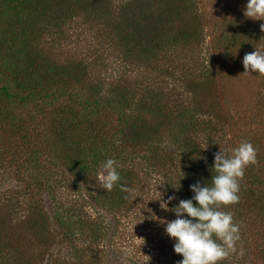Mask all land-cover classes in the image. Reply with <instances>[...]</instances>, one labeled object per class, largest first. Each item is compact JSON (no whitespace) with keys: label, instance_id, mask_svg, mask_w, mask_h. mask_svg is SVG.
<instances>
[{"label":"trees","instance_id":"16d2710c","mask_svg":"<svg viewBox=\"0 0 264 264\" xmlns=\"http://www.w3.org/2000/svg\"><path fill=\"white\" fill-rule=\"evenodd\" d=\"M84 22L93 31L103 23L102 36L121 47L124 63L131 62L135 68L142 65L146 73L152 63L154 71L161 70L167 50L171 56L181 50L186 57L195 54L191 46L198 43L199 48L207 38L197 0H0V169H11L18 176L21 169H29L36 178V194L56 195L57 205L53 223L34 217L35 212L18 227L22 234L29 232L27 240L44 244L62 240L68 254L96 253L98 264H135L137 256L131 251L125 255L114 243L105 247L103 241L121 219L132 211H143L136 218L143 229L141 236L146 235L155 252L154 264H178L182 256L173 251L174 241L163 224L150 218L154 213L160 220L175 219L173 212L160 208L159 192L163 200H167L165 188L176 197L169 208L180 199H190V185L211 183L214 154L246 140L257 149L256 163L245 169L239 181V202L221 209L231 211L239 223L240 240L237 250L219 262L246 264L255 251L264 249V133L246 122L226 119L218 108L210 114L199 105L209 117L200 120L204 112L196 108L198 100L193 108L177 98V103L171 102L161 80L175 67L186 68L177 63L159 76L152 75L154 80L146 76L139 81L126 71L113 82L88 81L85 70L100 60L98 54L78 61L65 56L58 62L45 49L53 35L60 37L53 39L60 49L71 46L65 28ZM256 22L226 14L213 25V55L222 68L228 65V73L235 72L234 65L242 64L246 53L264 50L260 30L264 20ZM210 78L201 81L208 83ZM182 84L195 102L201 93L191 90L187 82ZM208 84H215V77ZM165 142L169 144L164 150ZM22 149H27L23 156ZM45 158H49V169L41 166ZM109 158L117 162L121 176L111 192L103 188L99 177ZM61 188L73 192L68 197L71 201H62ZM53 224L59 230L51 235L49 225ZM5 230L0 264L37 260L28 258L25 247L12 248L13 236ZM134 239L131 236L126 247ZM78 240L87 248L76 245ZM45 248L36 252L44 254Z\"/></svg>","mask_w":264,"mask_h":264},{"label":"rangeland","instance_id":"374dc122","mask_svg":"<svg viewBox=\"0 0 264 264\" xmlns=\"http://www.w3.org/2000/svg\"><path fill=\"white\" fill-rule=\"evenodd\" d=\"M139 1V0H138ZM199 3V9L203 14L205 20V36L206 42L198 48V43L191 46V51L193 53L187 54L186 57L183 51H178L169 54V50L163 53L165 59L160 63L161 70L159 72L154 71V64L150 66V70L146 73V67H134L131 62L124 63V55L121 47L111 45L112 42L109 38L103 37L101 30L103 28V23L98 25L100 29L94 30L90 27L89 23L75 24L71 27L65 28L68 32V39L71 42V46L60 49L53 42L58 36L53 35L51 40L45 45V49L51 52L52 57L59 62V60H64L65 56H69L72 60L78 61L82 57L93 58L97 54L100 60L95 64L97 60H94L92 65L85 70L88 75V81L97 82V79L101 78L99 82H113L115 76L120 77L124 72L128 71L133 75V79L142 81L144 77L148 76L147 80H150L151 76H159L162 72L171 69V66L183 65L186 68L182 71V67H175L172 69L171 74H167L164 79L161 80V87L170 96V101L177 103L175 98L180 100V103L186 106H191L193 108L196 105V100L198 103L196 108L202 111L201 107L208 110L210 114H214L215 109H221L223 114H225L226 119H231V121L238 120L241 122H246L249 128L252 126L264 133V75L259 74H243L244 67L240 63L234 65L235 72L228 73V65L224 69L220 66L219 60L213 55L211 41L213 40V25L218 24L221 19L225 17L226 14L235 15L237 19L243 22H249L254 24L258 20L247 19L243 15V10L247 3V0H197ZM142 3L139 4L140 6ZM257 23V22H256ZM60 38V37H58ZM203 50V52H200ZM162 55V54H161ZM185 60V62L183 61ZM95 64V65H94ZM207 68H212L213 73L207 71ZM128 69V70H125ZM187 69V72H186ZM189 70V71H188ZM224 70V71H222ZM182 71V72H181ZM119 73V74H117ZM206 74V75H204ZM209 74V76H208ZM212 74H215V84H208L214 80ZM86 75V78H87ZM189 75V79L186 76ZM212 75V76H211ZM152 76V80L154 77ZM117 77V78H118ZM212 77L208 83L201 81ZM182 82H187L190 84V88L193 91L201 93L197 95V99L187 93ZM126 83V82H125ZM128 83V82H127ZM174 90V91H173ZM172 95L174 97H172ZM178 95V97H176ZM199 105L201 107L199 108ZM200 113L202 118L200 120H209L208 113L202 111ZM204 114V115H203ZM206 116V118H204ZM247 118V120L245 119ZM251 125V126H250ZM27 126L30 130L32 129L29 123ZM43 131V129H41ZM236 133L240 131L235 128ZM169 142L163 143L161 149H166ZM21 150V156L25 153ZM148 150V149H147ZM150 151V149H149ZM19 152V151H18ZM153 152V151H152ZM42 161L41 166L50 168L48 165L49 158H45ZM27 167V165H26ZM39 169L40 167H36ZM22 174L20 176L16 175L11 169H0V245H4L5 229H9L12 237V248L20 246L21 248H26L28 251V258H36L31 260V264H98V255H77L76 253L68 254L66 244L58 242L57 238L52 239V242L44 244L43 241L39 239H33L32 241L27 240L29 234L27 232L25 235L22 234L23 230L19 229L22 222L29 216L36 212L34 217H43L48 221V224L53 223V215L57 205L54 202L56 195L44 193L43 196L37 195L33 190L36 187V178L32 177V174L27 169H21ZM103 175V170L100 171V178ZM65 176H62V178ZM165 182V181H164ZM166 183V182H165ZM60 188V187H59ZM68 190V189H67ZM155 189L151 190L154 191ZM165 196H170V192L165 188ZM64 202L71 201L73 192L65 191L61 188L59 195ZM59 198V197H57ZM78 204L82 203L81 199L77 200ZM173 201V200H172ZM62 210V209H61ZM94 216V214L91 212ZM137 214H143V211L131 212L130 215L124 219H121V223L110 230L109 238H105L103 243L106 247L110 243H114L116 247L121 249H128L131 251L133 256H137L138 260L135 264H154V250L152 245L146 240V235L141 236L143 229H140V223L137 220ZM57 225H49L50 234H53L54 230H57ZM59 230V229H58ZM131 236H135V239L131 242L130 247L126 242ZM50 238V237H49ZM38 241V242H36ZM142 243V244H141ZM82 245V249L87 248V245L81 241H76V245ZM147 245V246H146ZM42 247L47 248V252L44 254H38L36 250H41ZM45 248V249H46ZM263 249V248H262ZM259 250V248H256ZM82 254V252H81ZM117 264H134L133 262H120ZM246 264H264V249L263 251H255L251 257H248Z\"/></svg>","mask_w":264,"mask_h":264},{"label":"clouds","instance_id":"9594fccd","mask_svg":"<svg viewBox=\"0 0 264 264\" xmlns=\"http://www.w3.org/2000/svg\"><path fill=\"white\" fill-rule=\"evenodd\" d=\"M243 15L247 19L264 20V0H247ZM260 30L264 32V23L260 25ZM242 64L245 70L243 74L264 75V50L255 49L246 53ZM256 158L257 149L250 141H241L238 146L227 150L220 148L214 154L211 169L215 175H211V183L204 182L202 185L198 181L190 185L193 193L190 199H180L169 208L176 197L168 196L167 200H163V194L159 192L156 200H160V208L173 212L175 219L160 220L154 213L150 218L163 224L166 235L174 241L173 251L182 256L178 264H219L237 250L240 225L234 222L231 211L221 209L239 202V181L243 179L245 169L256 163ZM117 167V162L111 158L103 163L101 182L108 192L121 180ZM148 211L151 213L150 209ZM123 251L125 255L128 254V249Z\"/></svg>","mask_w":264,"mask_h":264}]
</instances>
